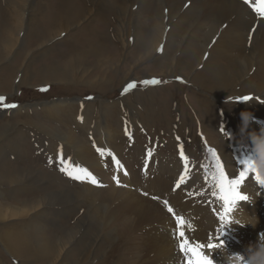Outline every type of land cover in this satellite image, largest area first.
Returning a JSON list of instances; mask_svg holds the SVG:
<instances>
[{
    "label": "rangeland",
    "instance_id": "374dc122",
    "mask_svg": "<svg viewBox=\"0 0 264 264\" xmlns=\"http://www.w3.org/2000/svg\"><path fill=\"white\" fill-rule=\"evenodd\" d=\"M25 1L26 0H0V96L6 97L5 103L17 105L15 108L0 106V149L7 155L8 163H11L10 166L12 168L18 166L22 172L36 170L34 172L35 174L44 177L47 176L41 183L33 184L32 187L27 190L31 195L25 198L23 197L24 199L51 193L56 190L55 184H62L61 186L63 188L72 191L70 197L73 198L70 199V201H74L75 199L76 204L70 206V213L68 212L69 207L67 206L64 209V215L60 216L53 214L56 218L53 217L55 220L53 223L54 227L52 229H50L51 227L45 228V233L48 234V232H51L53 235L58 236L61 229L54 231V228L56 229L57 226L61 228L72 226L73 230L76 231L75 238L77 239L81 233L80 227L84 226V221L87 216L86 209L88 206L87 201L83 197V192L81 191L82 185L85 184V182L73 180L59 170L60 165L56 162L58 153L62 150L66 160L69 158L71 160V157L65 153V149H70V147L66 144L62 146L63 142L56 140L55 136L57 135H55V130L71 133L74 138L83 141L89 151H91L90 154L96 157L97 155L95 153L98 154L96 151L100 147L98 144V136L94 130L91 129V125L96 123L95 127H101V130L107 127L110 129L111 142L105 139V142H107L110 147L102 151L103 154H101V152L99 153V166L97 165L95 169H90L84 164L79 165L81 168L90 170L93 176H99L96 172L102 167L101 171L104 177L99 176L98 180L104 186H100L101 190H98L100 193L109 185L117 184L115 179L107 174L111 168H108V171V169H106V164L111 162L112 167L117 168L120 163H123L128 158L130 151L134 149L140 154L143 150V155L139 160L148 166L149 175L151 177L146 184L138 188H147V185L151 184L153 187L158 186L157 188L161 194L157 195L155 193V195L152 193L153 190H150L151 192L149 193V190L145 189L134 191L137 193L139 192L144 199L158 198L162 201V204H164L163 201L172 194V183H176L177 180L176 179L174 182L173 178L177 170V159L180 157L179 149L181 145L183 146L184 154L187 153L185 155L188 157V161H192L194 164L201 167L203 171H201V173L205 178V190L207 189L206 191L208 192L207 196H211V194L216 191L211 180V174L215 169L208 148L216 150L224 165L225 172L230 178L239 177V173L244 167L241 162L253 157L251 153L254 151V145L256 144L255 141L249 139L250 137H248L247 129L249 126L253 127V124L257 122L260 126L258 129L260 130L259 132L264 133L262 130L264 128V92L260 93L261 90L259 89V91L256 92L260 94L248 92L239 95L233 92L239 91V93H242V90L239 89L240 86L235 87L234 85L227 88L222 86H217L216 88L215 86L209 89L199 87L190 79V76L194 74V70L189 72V74H176L185 73L186 71L175 70V74L167 76V74H162L157 71L161 62L155 64L158 61L153 59H148L141 62L139 66H135L130 63L133 56L127 55L123 58V55H118L121 44L112 40H110V42L116 49L113 48L112 51L103 46H93L90 48L91 50H86L87 48H83L85 46L83 42L82 48L83 51H86L84 53L79 52L76 55V63L73 61L68 62L69 59H71L70 56H67L70 54L71 46L75 45L78 39L91 38V29H99L96 25L101 22L95 23L97 19L94 20L98 16V13H95V16L89 15L90 18L87 17L86 19L80 20L76 25L69 23L66 29L65 26L58 28L59 24L52 21L51 16H48L47 19L45 16H39V11L37 12L35 2L32 4L30 3L32 0H29L28 4L25 6ZM52 1L47 0L49 4L51 2V4H53L54 0ZM108 1H110V4L115 5V9L122 2L121 0ZM156 1L157 0H146V3L143 4L144 6L147 4L145 7L143 5L141 7H136V4L133 6V11L140 9V14H144L145 19L143 16L140 18L142 24L144 20L152 23L153 14L151 13H154ZM237 1L240 2V0ZM14 2H18L19 5L17 6ZM244 6L251 8L246 4ZM11 7H19L20 10H18L17 14L9 13L7 10H4L10 9ZM34 8L36 11L34 13V20L37 21L38 26H34L31 20L25 21L23 26H21L23 11H25L23 14L24 19L27 17L28 12H31ZM166 8L164 9L165 12ZM149 9L150 11L147 12ZM102 10V13H100L104 15V13H106L104 11L105 9ZM92 18L94 20H92L93 23L91 21ZM216 18V16L207 18L204 23L205 25L202 26L203 30H206L207 25ZM12 19L17 20L18 24H13ZM113 19V15H109V21L112 22V24L114 22ZM148 22L145 21L147 25L150 24ZM229 22L230 21L227 19H221L219 25L223 27ZM68 27L70 30H67ZM89 27L90 31L88 29ZM173 28H176V26ZM184 28H186L185 31L182 27L181 32H173V34H175V41L180 43V46H184L183 36L190 35L197 27L187 23ZM38 29L39 32L37 36H35ZM55 30H61L62 33L55 36ZM80 31L82 32L80 33ZM107 32L110 33L109 30H107ZM166 32L167 31H165V33ZM74 33L81 38L76 39L73 36ZM18 34V40L15 44V38ZM34 36L37 37V40H35ZM230 40L232 43H236L232 39ZM200 41L202 42L201 39L197 40L198 44H201ZM130 42H132V37H130ZM162 46L163 43L158 46L159 51L162 49ZM44 48H46V52L42 54V57L36 56L34 58V54L40 52L41 55ZM129 49H131V47H129L128 50ZM235 50L236 49L233 50V53H237ZM113 51H115V53ZM108 54L111 55L110 60L113 59L112 61H114V64L107 63L106 55ZM165 54H167V59H171V52ZM195 55L196 53L193 55V58ZM202 59H204V55ZM52 62L54 64H52ZM18 66H22V68H18ZM59 70L66 71L68 76L74 77L75 75L78 78L77 80H67V78L56 77L57 75L61 76L63 73V71ZM254 70L255 69L252 67L250 70L252 75L248 73L251 81L249 84H254L252 83L253 80L256 81L259 79V74ZM261 74H264V72L262 71ZM49 75L54 76L52 77ZM246 77L248 78V75H246ZM95 78H108L111 79L113 83L109 84L105 88V91H101L99 90V85L90 83ZM21 79L23 80L22 85L20 83ZM153 79L161 81V83L156 85H145L141 83L144 80L151 81ZM132 82H135L136 87L125 92L124 89L126 85ZM101 83L105 85V81H101ZM42 88H47L48 90L41 91ZM247 91H249V89ZM243 97H248L249 99L244 100ZM55 100L66 101L67 103L54 107L48 105V103L52 104ZM95 101H99V103L95 104L94 107ZM208 102H212V105H209ZM103 103H105V105ZM43 105L46 107L39 108V106ZM244 112L251 114V119L246 127L243 124L241 115ZM84 114L85 123H82L81 118ZM101 134L104 136L103 133ZM57 137L60 138L59 136ZM91 148L94 150L96 149V151H92ZM149 152L151 153L150 157L148 156ZM110 153L111 155H109ZM49 157L53 158V163L51 165L48 163ZM116 161L119 163H116ZM108 167H110L109 164ZM106 171L107 173H105ZM11 173L13 177L26 178L21 174H17L16 170ZM51 173L56 175L55 179L52 178ZM130 173L131 174H128V176L134 175L137 177V172L130 170ZM197 175H199L198 170ZM139 177L143 178L145 175L140 174ZM158 180L161 181V185L158 184ZM88 184L89 182L87 185ZM120 184L124 186L123 183ZM89 185L91 186V183ZM12 186L13 185L10 186V189H13ZM14 197H17L16 191L8 194L7 199H12ZM13 203L15 204L16 202L13 201ZM170 204L171 201L169 206H171ZM171 207L174 209V213L176 211L179 212L178 207L173 205ZM191 208L193 211L194 204ZM166 209L167 207L165 210ZM100 210L97 212V217H101L103 214L102 209ZM211 210L217 212L215 214L217 215L218 222H216V224L218 225L215 224V228H217V230L220 229V232H216V229H214V231L217 236L218 245H223L222 248H214V250L219 259V263L227 264V257L234 256V254L227 250L225 243L228 246L233 243L239 245L238 237L235 235V228H230L229 226L230 224L232 225L233 219L229 216V220L227 221L230 222L226 225V223H228L227 221H221L219 219V213L222 210ZM47 211L55 213L51 209ZM166 211L168 212V210ZM109 212L110 210L107 211V213ZM177 212L175 215H177ZM168 214L170 216V221L172 220L169 224H158L160 221H156V219V222H147L148 224L136 230V235L143 240L141 243L142 245L144 241L152 238L151 235H154L155 227H158L166 237L168 236L166 229H171V233H169L170 245L174 246L175 254H182V251L178 247L179 239L176 236V220L172 213H167L165 216H168ZM179 214V216L183 215L181 212ZM191 217H193V215ZM218 226H220V228ZM224 227H226V230L221 229H224ZM12 230H15V233L22 234V232H19L18 229L16 230L15 227H12ZM95 230V228L92 229V234ZM160 231L156 233L159 234ZM119 233L120 232L117 231L112 239L114 240L118 237ZM260 234L261 231L260 233L258 231V235ZM35 237H38L37 234H35ZM154 238L159 237L154 235ZM120 242L121 240H118L115 243L118 244ZM101 244L103 246L100 247L99 252L104 253L106 251L107 258H109L105 263L120 264L121 257L119 254L123 253L122 248L120 249L118 245L114 246L115 244L109 242L108 238H102ZM141 245L139 246L140 250L137 251L138 253L132 252V254H127L126 257L128 261L123 260L126 264H132L131 261L133 260L132 256L134 254L143 252L150 254L149 257H153L151 250L146 248L147 246L144 247V245ZM110 246H113L115 251L112 250ZM234 247L232 246L231 249L233 250ZM1 249L2 247H0V255L7 264H19L16 258L7 254L4 249ZM20 254L25 259L28 257L24 252ZM236 254L244 256L245 259L247 258V253L237 252ZM156 260L168 264L170 261L168 252L160 254V257L155 258V261ZM155 261L153 260V263ZM176 261L179 260L175 258L170 263L173 264ZM96 262H98V260L94 259L91 264H95ZM88 263L90 264V262ZM185 263L187 264V260L181 261L180 264ZM32 264L46 263L39 258L32 257Z\"/></svg>",
    "mask_w": 264,
    "mask_h": 264
},
{
    "label": "bare ground",
    "instance_id": "6f19581e",
    "mask_svg": "<svg viewBox=\"0 0 264 264\" xmlns=\"http://www.w3.org/2000/svg\"><path fill=\"white\" fill-rule=\"evenodd\" d=\"M121 1L122 2L116 7V9L115 5L110 4V1L108 0H54L53 4H51L53 1L49 4L47 0H32L30 3H36L39 16H45L46 19L48 16H51L52 21L59 24L58 28L65 26L66 29V27L69 26V23L76 25L79 23L78 21L86 19L87 17L90 18L89 15L95 16V13H98V16L94 20L97 19V22L95 23H101L96 25L99 29H91V38L82 39L80 36L75 35V33L73 34L76 39H81H78L75 45H72L71 48L69 47L71 51L67 56H70L71 59H69L68 62L73 61L76 63V55L79 52L84 53L93 46H103L112 51L113 48L115 49L110 42V40H112L121 44V49L118 52V55H123V58L127 55L133 56L130 63L135 66H139L141 62L148 59H153L158 61L156 63L154 62L155 64L161 62L158 69L156 68L157 71L162 74H167V76L175 74V70L186 71L185 73L182 72L176 74H189V72L194 70V74L189 76L191 81H194V84L199 87L209 89L214 88L215 86L216 88L217 86L227 88L235 85V87L240 86L239 89L242 90V93H239V91L233 93L239 95L248 92L259 93L256 92L259 91V89L261 90L260 93L264 92V74H261L262 71L264 72V20L258 17L251 8H247L244 6L245 4H241L244 3V0H240V2L237 0H157L154 13H151L153 14L152 23L144 20L143 24L140 21V18L141 16L144 17V14H140V9L133 11V6L136 4V7H141L144 3H146V0ZM28 2L29 0H26L24 5L26 6ZM14 3L17 6L19 5L18 2ZM101 8L105 9L104 11L106 13H104V15L101 14V11H103ZM165 8L166 12L164 11ZM4 10H7L9 13L17 14L20 8L11 7L10 9ZM149 11L150 9L147 12ZM24 12L25 11H23V14ZM35 12L34 8L31 12H28L27 17L24 19L22 14L21 26H23L27 20H31L34 26H38L37 21L34 20ZM109 15H113L114 17L113 24L109 21ZM210 16H216L217 18L207 25L206 30H203L202 26L205 25V21ZM221 19H227L230 22L221 27L219 25ZM92 20L93 18L91 21ZM145 21L150 24L147 25ZM12 23L18 24V21L12 19ZM187 23L195 25L197 28L192 31L190 35L183 36L184 46H180V43L175 41V34H173V32H181L182 27L185 31L186 28H184V26ZM175 26L176 28H173ZM90 27L88 28L89 31ZM67 30H70L69 27ZM107 30H109L110 33H108ZM82 31H80V33ZM165 31L167 32L165 33ZM38 32L39 29L35 36H37ZM61 33V30L54 31L55 36L57 34L60 35ZM18 36L19 34L15 38V44L17 43ZM130 37H132V42H130ZM199 39L202 40V42L200 41L201 44H198L197 42ZM230 39L236 43H232ZM35 40H37V37H35ZM83 42L85 43L83 48H87L85 51H83L82 48ZM161 43H163V46L159 51L158 46ZM129 47H131V49L128 50ZM46 48L43 49L44 51L41 55L40 52L34 54V58L36 56L42 57V54L46 52ZM234 49H236L235 51H237V53H233ZM113 52L115 53V51ZM167 52L172 53L171 59H167V54H165ZM195 53L196 55L193 58ZM203 55L205 60L202 59ZM110 58V54L106 55L107 63L114 64V61H112L113 59L110 60ZM52 64L54 63L52 62ZM252 67L255 69L254 71L259 74V79L256 81L253 80L252 83L254 84H249L251 81L248 73H250ZM18 68H22V66H18ZM59 71H63V73L61 76L57 75L56 77L67 78V80H77L78 78L75 75L74 77L68 76L67 72L64 70ZM246 75H248V78ZM250 75H252V73H250ZM49 76L53 77L54 75ZM100 80L105 81V85L102 84ZM22 81L23 80L21 79V85ZM90 83L93 85H99V90L105 91V88L109 84L113 83V81L108 78H95ZM248 89L249 91H247ZM65 103L67 102L55 100V102L52 104L48 103V105L54 107ZM97 103H99V101L94 102V107ZM103 104L105 105V103ZM208 104L212 105V102H208ZM27 107L30 108L29 106ZM43 107L46 106H39V108ZM84 120L85 114L82 117V123H85ZM95 124L91 125V129L94 130L98 136L99 149L104 151L110 147L109 144L105 142V139H108V141L111 142V131L108 127L101 130V127H95ZM259 128L260 126L257 122L253 124V127L249 126L247 134L248 137H250V140L255 141L260 138L262 133L259 132ZM262 130L264 131V128ZM55 132V135L60 137L58 138L55 136L56 140L59 142L62 141V146L66 144L70 147V149H65V153L71 157L73 164L78 166L80 164H84L90 169L96 168L99 164L98 155L100 151H96V149L94 150L91 148L92 151L98 152V154L95 153L97 156L94 157L90 154L91 151H89L85 143L80 141L78 138H74L71 133L62 132L60 130H55ZM101 133H103L104 136H102ZM258 154L257 145L255 144L254 151L251 155L255 157ZM142 155L143 150L140 154L134 149L130 151L128 158L123 163H120L117 168H113L111 162L106 164V169L111 168V170L109 171L108 169L109 172L107 173L106 171L105 173L109 174L111 177L118 178L120 183H123L124 186L122 184H120V186L112 184L104 188L102 193H100L98 190H101V188L98 186L93 184L90 186V183L87 185L88 182H85L86 185H82L81 191L83 192V197L88 204L86 209L87 216L84 221V226L80 227V236L76 239V231L73 230L72 226L65 228L57 226L56 229L54 228V231L61 229L58 236L53 235L51 232H48V234L44 232L45 228L51 227L50 229H52L54 227L53 223L55 222V217L53 214L60 216L64 215V209L67 206L69 207L68 212L70 213V206L76 204L75 199L74 201H70V199L73 198L70 197L72 191L63 188L61 186L62 184H55L56 190L51 193L41 194L38 197L30 199H24L25 197L31 195L27 192V190L32 187L33 184H39L44 181L47 176L44 177L35 174L34 172L36 170L22 172L18 166H14V168H12L10 166L11 163H8L7 155L0 149L1 250L4 249L7 254L16 258L19 264H32V257L39 258L46 264H89L88 262L91 264L94 259L98 260L95 264H108V262L105 263L109 260L106 255L107 252H99L100 247L103 246L101 244L102 238H108L109 242H113L115 244L114 246L118 245L120 249L122 248L123 253L119 254L121 257L120 264H126L123 260L128 261L126 257L127 254H132V252L140 250L139 246L143 242V240L138 238L136 235V230L148 224L147 222L152 223L156 219V221H160L158 224H169L172 221H170L169 214L168 216H165L169 212L166 211L167 209L165 210L166 207L161 203L162 201L158 198H150L151 200L144 199L139 192H136L138 190L145 189L149 190V193L151 192L150 190H153V194H161L157 188L158 186L153 187L151 184H148L147 188H138L146 184L151 178L148 166L139 160ZM180 160L181 159L179 157L177 159V170L173 178L174 182L177 179L176 183H172V194L169 195L166 200L169 203L171 201V206L173 205L178 207L179 212L176 211L177 215L180 212L183 214L182 216L186 221L184 231L186 233V237L193 244L201 243L207 245V243L211 242L218 245L217 236L214 231V229H216V232H220V229L217 230V228H215V224L218 222L217 215L215 214L217 212H213L211 209H217V211L222 210L223 202L218 200L213 193L211 194L209 192L211 196H207L208 192L206 191L207 189L205 190V178L201 173V167L197 166L192 161H189L187 173L185 174L184 163ZM108 164L110 167H108ZM101 168L96 172L99 176H103ZM15 170L17 171V174H21L26 178L22 179L17 176L13 177L11 172ZM130 170L137 172V177L134 175L128 176V174H131ZM197 170L199 175H197ZM125 173H127V175ZM140 174H144L145 177H139ZM51 175L53 179L56 178L55 174L51 173ZM182 175L184 176V181L186 182L182 181L180 187L177 188L176 184L180 181ZM99 176L95 177L98 179ZM158 182V184L161 185V181L158 180ZM11 185H13V189H10ZM242 185L243 186L240 188V191L242 193H247L249 198L246 201L238 202L235 209L229 214L231 219L239 221V223L233 221L232 225H229L230 228H235V235L239 240V245L233 243L234 245L230 244L227 248V250L233 253L234 256L237 255V252L248 254L251 247H253L252 250L254 251L257 250V246L259 244H264V186L258 185L253 180L250 172L242 182ZM15 191L17 197L7 199L8 194ZM13 201L16 203L14 204ZM193 204L194 208L192 211L191 207H193ZM48 209L53 210L55 213L47 211ZM100 209H102L103 214L101 217H97V212ZM108 210H110L109 213H107ZM192 215L193 217H191ZM188 223L192 226L191 230L187 226ZM12 227H15L16 230L18 229V231L22 232V234L15 233V230H12ZM218 227L220 228V226ZM93 228L96 230L92 234ZM225 228L226 227L221 229L226 230ZM170 230L166 229V233L168 235L166 237V235L162 234L158 227H155L153 234L159 238H154V235H151L152 238L144 241L142 244L144 247L147 246L146 248L151 250L153 257H149L150 254L139 252L140 254H134L132 256V264H165L163 261H155V258L160 257V254L164 252H168V256L170 258L168 264H171L170 262H172L175 258L179 261H176L173 264H180L181 261L187 259L183 252L182 254H175L174 246H171L169 242V233H171ZM117 231L120 232L119 236L113 240L112 238L115 236ZM158 231H160L159 234L156 233ZM258 231L259 233L261 231L260 235H258ZM35 234H37L38 237H35ZM118 240H121V242L116 244L115 242ZM232 246H235L233 250L231 249ZM110 248L115 251L113 246H110ZM21 252H24L28 257H26V259L23 258L20 254ZM204 253L210 258L212 264H220L214 249H208L205 247ZM151 259L155 262L153 263V260ZM0 264H7L2 259L1 255Z\"/></svg>",
    "mask_w": 264,
    "mask_h": 264
},
{
    "label": "snow or ice",
    "instance_id": "6c2138e0",
    "mask_svg": "<svg viewBox=\"0 0 264 264\" xmlns=\"http://www.w3.org/2000/svg\"><path fill=\"white\" fill-rule=\"evenodd\" d=\"M246 5H249L251 9L256 13L258 17L264 20V0H244ZM141 83L148 85H156L161 83L158 80H144ZM136 87L135 82L129 83L125 87V92L130 89ZM47 88H42L41 91H47ZM244 100L249 99L248 97H243ZM6 97L0 96V106L2 107H11L15 108L17 105L15 104H7L5 103ZM82 119V118H81ZM98 151L103 154L102 150L98 149ZM180 159L184 163L185 174L187 173L188 168V157L184 154L183 146H180ZM208 152L211 155L214 171L211 174V180L213 182V187L216 191L213 192V195L217 197L218 200L222 201V211L219 213V219L221 221H227L229 214L232 212L234 205L237 202L245 201L247 197L243 196L240 191V185L247 177L250 172V164L249 160L242 161L241 163L244 165L242 170L239 173L238 178H230L229 175L225 172L224 165L221 162V158L218 156L217 152L213 148H208ZM111 155V153L109 154ZM148 156H151V153H148ZM56 162L60 165L59 170L64 173L66 176L73 180H77L80 182H89L95 186H104L100 183L97 177L93 176L92 173L87 168H81L78 165H75L71 162L70 159L66 160L63 156L62 150L58 153ZM49 165L53 163V158L49 157L48 159ZM116 163H119L116 161ZM127 174V173H125ZM116 180L118 186H120V181L118 178L113 177ZM184 181V176L182 175L180 181L177 182L176 187L179 188L181 182ZM164 205L167 207L169 213L174 215L176 220V235L179 239L178 247L187 257V264H212L211 260L205 255L204 248L214 249L217 247L216 244L211 242L207 243V245L201 243L193 244L187 237L184 231V226L186 224L185 218L183 216L175 215L174 209L169 206V202L167 200L163 201ZM188 228L191 230L192 226L190 223L187 224Z\"/></svg>",
    "mask_w": 264,
    "mask_h": 264
},
{
    "label": "clouds",
    "instance_id": "9594fccd",
    "mask_svg": "<svg viewBox=\"0 0 264 264\" xmlns=\"http://www.w3.org/2000/svg\"><path fill=\"white\" fill-rule=\"evenodd\" d=\"M241 115H242L243 124L246 127V125L251 119V114L248 112H244ZM255 143L257 145V151L259 154L255 157L249 158L250 173L252 174L253 180L258 185L264 186V133L261 134L259 139L255 140ZM242 186L243 185L241 184L240 188ZM241 194L247 197L246 200H248L249 196L247 193L241 192ZM237 204L238 202L234 205L233 210L235 209ZM232 221L239 223V221L235 219ZM229 222L226 223V225L229 224ZM222 247L223 245H217V247L215 248H222ZM252 249L253 247L249 249L246 259L244 256L241 255L227 257V264H264V244H260L258 249L255 251H253Z\"/></svg>",
    "mask_w": 264,
    "mask_h": 264
}]
</instances>
